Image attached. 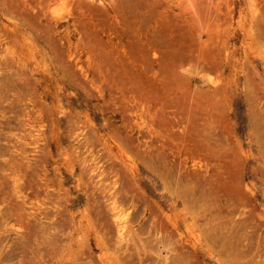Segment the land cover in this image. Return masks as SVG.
<instances>
[{
    "label": "rangeland",
    "instance_id": "obj_1",
    "mask_svg": "<svg viewBox=\"0 0 264 264\" xmlns=\"http://www.w3.org/2000/svg\"><path fill=\"white\" fill-rule=\"evenodd\" d=\"M77 1L0 0V264H174L181 253L183 264H224L204 235L215 226L223 234L234 229L241 248L258 235L260 250L264 154L249 109L259 106L264 134V0H161L158 55L130 38L137 19L115 9L120 0ZM207 6L222 13L207 14ZM198 25L217 32L206 50L222 61L220 69L192 64L189 55L203 52L195 42L208 38ZM177 52L188 56V68ZM203 103L208 108L199 111ZM245 215L252 218L247 229Z\"/></svg>",
    "mask_w": 264,
    "mask_h": 264
},
{
    "label": "bare ground",
    "instance_id": "obj_2",
    "mask_svg": "<svg viewBox=\"0 0 264 264\" xmlns=\"http://www.w3.org/2000/svg\"><path fill=\"white\" fill-rule=\"evenodd\" d=\"M70 1V0H69ZM82 1V0H81ZM101 1V0H100ZM72 2V1H71ZM76 2L78 3V1L76 0ZM86 2H87V0H86ZM91 2H92V0H91ZM186 2V4L188 3V5H189V1L187 2V1H185ZM185 2H183V4H181V6L182 5H185L184 3ZM255 2V1H254ZM253 1H252V5L254 4L255 5V3H254ZM17 3V2H16ZM95 3V2H94ZM103 3H104V1H103ZM107 3V2H106ZM105 3V4H106ZM112 3V2H111ZM162 3V1L161 0H120L119 1V3H117V4H115V3H112V4H115V9H117V11L118 12H120V10H123V9H129V11L131 12V14L133 15V18L135 17L136 19H137V24H136V26H135V30L133 31V32H131L130 33V38L135 42V43H137L138 45H140L142 48H144V50L146 51V53H149V52H151V51H153V53H154V55H158L159 54V51H161L162 50V47H163V41H165V40H163V5L161 4ZM182 3V2H181ZM257 3V2H256ZM263 3V2H262ZM92 5H93V3H91ZM95 4H97V3H95ZM104 4V5H105ZM264 4V3H263ZM262 4V5H263ZM98 5V4H97ZM96 5V6H97ZM101 5V4H100ZM104 5L102 4V7L101 8H104ZM107 5V4H106ZM202 5V4H201ZM260 5V4H259ZM19 6H21L20 4H19ZM78 6H80L79 4H78ZM108 6V5H107ZM147 6H150V13H151V21L150 20H146V19H144V10H147L148 8H147ZM187 6V5H186ZM203 6V5H202ZM205 6V5H204ZM251 6V5H250ZM264 6V5H263ZM22 7V6H21ZM20 7V8H21ZM77 7V6H76ZM99 8H100V6H98ZM106 7V6H105ZM179 7V6H178ZM217 7V6H216ZM255 7V6H254ZM261 8H263L262 10H264V7H262V6H260ZM259 7V8H260ZM100 8V9H101ZM201 8V7H200ZM205 9L206 8H208V6L207 7H204ZM252 8L253 7H251L250 9H251V11H252ZM19 9V8H18ZM78 9V8H77ZM86 9V8H85ZM106 9V8H105ZM109 9V8H108ZM198 9V8H197ZM204 9V10H205ZM208 9H212L211 7H209ZM217 10V11H219V12H216V11H214V10ZM214 10L212 9L211 11H214V12H216V13H218V15H219V13H222L220 10H218L217 8H215ZM21 10V9H20ZM185 10H187V12L189 13L190 11H188V9L186 8ZM203 10V9H202ZM201 10V11H202ZM260 11H261V13H262V10L261 9H259ZM259 10L256 12L258 15H259ZM87 11V10H86ZM92 11V10H91ZM110 11V10H109ZM174 11V10H173ZM200 11V10H199ZM19 12H21V11H19ZM76 12H77V10H76ZM78 12H80L79 10H78ZM77 12V13H78ZM94 12V11H93ZM204 12H206L207 13V9H206V11H204ZM204 12L202 13V15H204ZM210 12V11H209ZM209 12L207 13V14H209ZM86 13V12H85ZM88 13V12H87ZM86 13V14H87ZM96 13V12H95ZM100 13V12H99ZM125 13V12H124ZM149 13V14H150ZM180 13H182V14H184L185 12L182 10V12H180ZM211 13V12H210ZM21 15H22V13H20ZM82 14V13H81ZM85 14V15H86ZM91 14V13H90ZM96 14H98V12L96 13ZM115 14V13H114ZM122 14V13H121ZM130 14V13H129ZM148 14V15H149ZM194 14V13H193ZM196 14V13H195ZM194 14V15H195ZM211 14H213V13H211ZM253 14V13H252ZM256 14V15H257ZM100 15V14H99ZM113 15V14H112ZM119 15V14H118ZM174 15V14H173ZM179 15V14H178ZM187 15H189V14H187ZM190 15H192V13H190ZM197 15V14H196ZM196 15H195V17H196ZM214 15V14H213ZM218 15H216L215 17H217ZM24 16V15H23ZM108 16V15H107ZM120 16V15H119ZM176 16V15H175ZM184 16V15H183ZM208 17V15H205V16H203V17ZM220 16H223V15H220ZM219 16V17H220ZM25 17V16H24ZM86 17V16H85ZM91 17V16H90ZM99 17H101V16H99ZM102 17H104V16H102ZM106 17V16H105ZM112 17V16H111ZM114 17V16H113ZM112 17V18H113ZM169 17H171V16H169ZM184 17H186V15L184 16ZM190 18H189V20L187 21L188 22V24L189 23H193V24H195V20H193V18H191V17H194V16H189ZM218 17V18H219ZM253 17H255V16H253ZM260 17V16H259ZM26 18V17H25ZM77 18H79V17H77ZM80 18H82V17H80ZM79 18V19H80ZM92 18V17H91ZM119 18V17H118ZM176 18V17H175ZM212 18H213V16H212ZM173 19V18H172ZM178 19V18H177ZM185 19H188V17L187 18H185ZM195 19V18H194ZM207 19H210L211 20V18H210V16H209V18H207ZM225 20H226V18H224ZM223 19V20H224ZM256 19H258V18H256ZM37 20H38V18H36V22H37ZM83 20V19H82ZM116 20V19H115ZM120 20V19H119ZM169 20V19H168ZM179 20H180V18H179ZM178 20V21H179ZM209 20V21H210ZM40 21V20H39ZM38 21V22H39ZM77 21V20H76ZM128 21V20H127ZM150 21V22H149ZM204 21H206V19H204ZM94 22V21H93ZM92 22V23H93ZM176 22V21H175ZM180 22V21H179ZM222 22V21H221ZM231 22V21H230ZM229 22V23H230ZM34 23V22H33ZM82 23L83 22H81V20H79V26L81 27L82 26ZM95 23V22H94ZM102 23V22H101ZM104 23V22H103ZM203 23H205V22H203ZM255 23V22H254ZM253 23V24H254ZM262 23V22H261ZM36 24H38V23H36ZM40 24H43L42 22L40 23ZM109 24V23H108ZM175 24V23H174ZM183 24H186L185 22L183 23ZM213 24H215V23H213ZM212 24V25H213ZM253 24H252V26H253ZM260 24V23H259ZM259 24H257L256 26H258ZM85 25V24H84ZM217 25H218V28H219V25H221L220 24V22H218L217 23ZM217 25H216V27H217ZM263 25V24H262ZM39 26V25H38ZM122 26V25H121ZM261 26V25H260ZM36 27V26H35ZM106 27V26H105ZM177 27V26H176ZM195 27V26H194ZM198 27V31L201 33V34H204V32H206L207 34H208V38L207 39H203V40H198V41H196L195 42V44H197V47H196V49L198 48L199 49V51L201 50V51H203V52H201L200 54H196V55H194V54H191L192 55V57L193 56H197L196 58H192L191 57V55H189L190 56V59L191 60H193V62L194 63H192V64H196L195 62H197V63H205V64H207V66L208 67H211V68H206V65L205 66H201L200 64H199V66H200V68H202V67H204V68H206L207 69V71H209L210 72V70L212 69V68H214V69H220L222 66H223V63H222V61H220V59L219 60H217L216 58L217 57H215V55H213L214 54V52H213V50L212 49H215V46H214V48L212 47V49H210V50H212V53H209V51H207L206 50V48L208 49V48H211L210 47V45L208 44L209 42H213L214 41V39H217V38H215V34L217 33H215L214 32V29H211L210 27H208V26H206V27H204V26H200V25H198L197 26ZM224 27V26H223ZM227 27V26H226ZM232 27V26H231ZM37 28V27H36ZM44 28V27H43ZM47 28V27H46ZM83 28H85V27H83ZM107 28V27H106ZM109 28V27H108ZM116 28V27H115ZM121 28H123V26L121 27ZM175 28V27H174ZM179 28V27H178ZM190 29H194V28H192V27H189ZM189 28H187V30L189 29ZM204 28H206V29H204ZM257 28V27H256ZM40 29V28H39ZM82 29V28H81ZM195 29H196V27H195ZM257 29H259V28H257ZM41 30H45V29H41ZM48 29H46L45 30V32L47 31ZM112 30H114V29H112ZM121 30H123V29H121ZM127 30V29H126ZM225 30V29H224ZM226 30H227V28H226ZM84 31H85V29H84ZM124 31H125V29H124ZM181 31V30H180ZM195 31V30H194ZM260 31V30H259ZM42 32V31H41ZM44 32V31H43ZM190 32V31H189ZM197 32V31H196ZM225 32V31H224ZM262 32V31H261ZM52 33V32H51ZM181 33V32H180ZM229 33H230V31H229ZM258 33V32H257ZM45 34V33H44ZM44 34L42 33V35L44 36ZM194 34V33H193ZM226 34L227 33H225V37H226ZM232 33H230L229 35H231ZM262 34V33H261ZM49 35V34H48ZM47 34L45 35V36H48ZM53 35V34H52ZM186 35H188L189 36V34H186ZM221 35H223L222 33L219 35V36H221ZM228 35V36H229ZM263 35V34H262ZM44 36V37H45ZM54 36V35H53ZM87 36V35H86ZM85 36V37H86ZM114 36V35H113ZM179 36H181V35H179ZM47 38V37H46ZM50 38V37H49ZM49 38H47V40H50ZM53 38H55V36L53 37ZM113 38V37H112ZM119 38V37H118ZM166 38H167V35H166ZM185 37H182V39H184ZM187 38V37H186ZM190 38V37H189ZM262 38V37H261ZM56 39V38H55ZM114 39V38H113ZM188 39V38H187ZM193 39V38H192ZM221 39V38H220ZM219 38H218V40H220ZM223 39V38H222ZM228 39V38H227ZM102 40V39H101ZM109 40H111V39H109ZM115 40H117V39H115ZM119 40V39H118ZM167 40V39H166ZM170 40V39H169ZM178 41L180 40V38L179 39H177ZM224 40H226V39H224ZM264 40V39H263ZM51 41L52 42H54L52 39H51ZM58 41V40H57ZM56 41V42H57ZM99 41V40H98ZM103 41V40H102ZM108 41V40H107ZM129 41V40H128ZM178 41H177V43H178ZM182 41V40H181ZM181 41H179V43L181 42ZM183 41H185V40H183ZM222 41V40H221ZM227 41V40H226ZM59 42V41H58ZM119 42V41H118ZM171 42V41H170ZM189 42H193L192 40H189ZM217 42V41H216ZM215 42V43H216ZM112 43V42H111ZM176 43V44H177ZM187 43V42H186ZM53 44H55V42L53 43ZM119 44V43H118ZM172 46L174 45L172 42L170 43ZM220 44H223V43H220ZM85 45H87V44H85ZM170 45V46H171ZM193 45H194V42H193ZM207 45H209V47H207ZM211 45H212V43H211ZM218 45V44H217ZM263 45V44H262ZM56 46V45H55ZM59 46V45H58ZM57 46V47H58ZM91 46V45H90ZM169 46V47H170ZM179 45H177L176 47H178ZM195 46V45H194ZM87 47V46H86ZM139 47V46H138ZM179 47H181V46H179ZM184 47V48H183ZM222 47V46H221ZM58 48H60V47H58ZM264 48V47H263ZM91 49V48H90ZM183 49H189V51H190V49L192 50V47H190V48H185V45H183L182 44V50ZM53 50V49H52ZM54 50H56L55 48H54ZM59 50H61V49H59ZM59 50H58V52H59ZM112 50H114V49H112ZM134 50V49H133ZM167 50V49H166ZM169 50V49H168ZM180 50V49H179ZM182 50H180V51H182ZM57 51V50H56ZM87 51V50H86ZM176 51V50H175ZM186 52V51H184V52H186V53H184L185 55H188V53H190V52H194V50H192V51H190V52ZM58 52H56V53H58ZM61 52V51H60ZM169 52V51H168ZM222 52V51H221ZM134 53V52H133ZM140 53H141V51H140ZM152 53V52H151ZM165 53V52H164ZM171 53V52H170ZM178 53V52H177ZM181 53H183V51L181 52ZM173 55H174V53H172ZM176 54V53H175ZM217 54H219V51H218V53ZM153 54H152V56H154ZM185 55H183V56H185ZM57 56V55H56ZM135 56V55H134ZM182 56V57H183ZM147 57V56H146ZM180 57L179 56V53H178V55L176 56V59H178V58H180V60L179 61H181L183 58L185 59L184 61H182V63H184L185 61H186V63H185V67H187V66H189V65H186V64H188L187 63V60L186 59H188V56H186V57ZM182 58V59H181ZM138 59H143V58H138ZM157 59V58H156ZM169 59V58H168ZM223 59V58H222ZM159 60V59H158ZM161 60V59H160ZM163 60V59H162ZM173 60V59H172ZM189 60V59H188ZM210 60V63L208 62ZM144 61H146V60H144ZM154 61H156V60H154ZM153 61V62H154ZM190 61V60H189ZM173 62H175V64L177 63V61L176 60H174ZM207 62V63H206ZM145 63H147V62H145ZM171 63V62H170ZM170 63H169V65H170ZM62 64H64L63 62H62ZM150 64H152V62L150 61ZM249 64V63H248ZM144 65H148V64H144ZM143 65V66H144ZM156 65V64H155ZM161 65H163L162 63H161ZM194 65H192V67L190 66V68L192 69L193 68V66ZM198 64H196V66H197ZM203 65V64H202ZM211 65V66H210ZM160 66V65H159ZM65 67V66H64ZM147 68L148 67H150V69H151V66L150 65H148V66H146ZM166 67V66H165ZM172 67H174V66H172ZM195 67V66H194ZM198 67V66H197ZM67 68H70V67H67ZM160 68V67H159ZM162 69L164 68V67H161ZM188 68V67H187ZM196 68V67H195ZM149 69V68H148ZM172 69V68H171ZM174 69V68H173ZM177 69V68H176ZM183 69H185V68H183ZM248 69H250L249 68V66H248ZM247 69V70H248ZM65 70V69H64ZM136 70V69H135ZM140 70V69H139ZM142 70V69H141ZM165 70V69H164ZM168 70V69H167ZM170 70V69H169ZM186 70H188V69H185V71ZM199 70V69H198ZM251 70H253V69H251ZM149 71V70H148ZM172 71V70H171ZM217 71V70H216ZM219 71V70H218ZM249 71V70H248ZM137 72V71H136ZM169 72V71H168ZM174 72V71H173ZM129 73H132L131 71H129ZM145 73V72H144ZM172 73V72H171ZM170 73V74H171ZM245 73H246V71H245ZM251 73V71L249 72V74ZM253 73H255L254 71H253ZM257 73V72H256ZM166 74V73H165ZM169 74V73H168ZM173 74V73H172ZM121 74H119V76H120ZM177 75V74H176ZM250 75H252V74H250ZM122 76V75H121ZM137 76V75H136ZM181 76H183L184 77V75H181ZM252 76H255V75H252ZM178 77V76H177ZM245 77V76H244ZM251 77V76H250ZM118 78V77H117ZM116 78V79H117ZM146 78V77H145ZM185 78V77H184ZM263 78V77H262ZM116 79H114V80H116ZM128 79V78H127ZM131 79V78H130ZM187 79V78H186ZM117 80H119V79H117ZM132 80H134V78H132ZM138 80V79H137ZM137 80H135V81H137ZM217 80V79H216ZM230 80H231V78H230ZM121 81V80H120ZM158 81V80H157ZM164 81V80H163ZM171 81V80H170ZM212 81H213V79H212ZM228 81H229V79H228ZM257 81V80H256ZM122 82H123V80H122ZM167 82H169V81H167ZM216 82V81H215ZM215 82H213V83H215ZM218 82V81H217ZM217 82H216V84H217ZM220 82H223V81H220ZM258 82H261V81H258ZM120 83V82H119ZM124 83V82H123ZM127 83V82H126ZM137 83V82H136ZM139 83H140V80H139ZM139 83H138V85H139ZM156 83V82H155ZM177 83V82H176ZM219 83V82H218ZM246 83V82H245ZM247 83H248V86H250V87H252V85L255 83V81H254V77H252V78H248V81H247ZM140 84H144V83H140ZM165 84V83H164ZM169 84V83H168ZM256 84V83H255ZM264 84V83H263ZM126 85V84H125ZM128 86V85H127ZM219 86V85H218ZM246 86V85H245ZM247 86V87H248ZM256 86H258V84L256 85ZM114 87V86H113ZM141 87H143L142 85H141ZM258 87H260V86H258ZM129 88V87H128ZM170 89V86H167V89ZM173 88V87H172ZM256 88V87H255ZM114 89V88H113ZM130 89V88H129ZM136 88H134V90H135ZM260 89H261V87H260ZM137 90H140V89H137ZM161 90V89H160ZM210 90V89H209ZM219 90V89H218ZM127 91V90H126ZM204 91V90H203ZM212 92H214L215 91V93H216V91H217V89H213V90H211ZM220 91V90H219ZM219 91H217L219 94H221ZM247 91H249V90H247ZM260 91V90H259ZM259 91H257V93L259 92ZM148 92V91H147ZM157 92V91H156ZM160 92V91H159ZM262 92H264V91H262ZM186 93L188 94V92L186 91ZM205 93V92H204ZM214 93V94H215ZM261 93V92H260ZM260 93H258V94H260ZM148 95V94H147ZM153 95V94H152ZM156 95V94H155ZM192 95V94H191ZM218 95V94H217ZM246 95V94H245ZM262 95V94H261ZM132 96V95H131ZM145 96V95H144ZM143 96V97H144ZM158 96V95H157ZM252 96H254V95H252ZM257 96V95H256ZM136 97V96H135ZM154 97V96H153ZM152 97V98H153ZM156 97V96H155ZM159 97V96H158ZM163 96H161V97H159V99L160 98H162ZM202 97H204V96H202ZM217 97H219V96H217ZM222 97V96H221ZM144 98H146V96L144 97ZM143 98V99H144ZM205 98V97H204ZM223 98V97H222ZM221 98V99H222ZM250 98V100H251V96L249 97ZM254 98V97H253ZM263 98V97H262ZM149 99H150V97H149ZM193 100V99H192ZM203 100H205V99H203ZM202 100V101H203ZM247 100V99H246ZM255 100H257V99H255ZM141 101V100H140ZM196 101V100H195ZM207 101V100H206ZM258 101V100H257ZM156 102H158V101H156ZM193 102H194V100H193ZM213 102H215L214 100H212V103ZM143 103V102H142ZM155 103V102H154ZM196 104H199V103H197V102H195ZM195 103H194V105H195ZM223 103H224V101H223ZM209 104H210V102H209ZM209 104H200L199 106V108H200V110L199 111H201V110H203L204 108H208V105ZM214 104V103H213ZM217 104H219V101H218V103ZM220 104H222V103H220ZM215 105H216V103H215ZM214 105V106H215ZM249 105V104H248ZM257 104H252L251 106H250V109H249V113H250V115H251V117L250 118H252V120H253V125L256 127V131H255V133H256V136H257V139H258V141H259V143H260V146H261V150H262V153L264 154V134H263V132L260 130V128L262 127L261 126V123H260V126H259V122H258V116H259V111H258V108L257 107H259L258 105L256 106ZM225 106V105H224ZM187 107V106H186ZM197 107V106H196ZM219 107H221V108H224V107H222V105H220ZM225 109H226V107H225ZM260 109V108H259ZM186 110H188V109H186ZM198 110V109H197ZM209 111V110H208ZM186 111H184V113H185ZM212 112L213 113H215L216 111H213L212 110ZM223 112H225V111H223ZM202 113H203V111H202ZM205 113H207V111H205ZM209 113H211V112H209ZM220 113H222V112H220ZM220 113H217V115L219 116V114ZM188 114V113H187ZM186 114V115H187ZM192 114V113H191ZM200 114H201V112H200ZM225 114V113H224ZM262 114L263 113H261V116H262ZM186 115H184V116H186ZM193 115V114H192ZM206 115V114H205ZM208 115V114H207ZM214 115V114H213ZM228 115V114H227ZM198 116V115H197ZM203 116V115H202ZM205 117V116H204ZM208 117V116H207ZM227 117V116H226ZM186 118V117H185ZM191 118L192 119H194L192 116H191ZM200 118H201V116H200ZM211 118V117H210ZM196 119V118H195ZM197 120V119H196ZM218 120H220V119H218ZM187 121H189V120H187ZM260 121V120H259ZM195 122V121H194ZM197 122H199V121H197ZM207 122V121H206ZM205 122V123H206ZM221 122H222V120H221ZM262 122V121H261ZM263 123V122H262ZM195 125H197V124H195ZM210 125V124H209ZM212 125H214V124H212ZM218 125H219V123H218ZM222 125V124H221ZM252 125V126H253ZM191 126H193V125H191ZM205 126H207L206 124H205ZM216 126V125H215ZM220 126V125H219ZM263 126H264V124H263ZM208 127V126H207ZM220 128V127H219ZM194 129V128H193ZM222 129H224V127H222L221 128V130ZM211 130V129H210ZM225 130V129H224ZM223 130V131H224ZM254 130V129H253ZM212 132V131H211ZM204 135V134H203ZM211 135V134H210ZM206 136H207V134H206ZM215 137H217V136H215ZM134 139H135V137H133ZM219 138V137H218ZM126 139V138H125ZM128 139V138H127ZM197 139V138H196ZM195 139V140H196ZM211 139V138H210ZM136 140V139H135ZM194 140V139H193ZM131 141V140H130ZM136 141H138V140H136ZM135 141V142H136ZM199 141V140H198ZM197 142V141H196ZM196 142H195V144H196ZM133 144H135V143H133ZM194 144V143H193ZM210 144V143H209ZM136 145V144H135ZM137 145H139V144H137ZM199 145V144H198ZM201 145V144H200ZM142 146V145H141ZM141 146H138L139 148L141 147ZM202 147H206V145L205 146H203V144L201 145ZM200 146V147H201ZM217 146V145H216ZM135 147V146H134ZM137 147V146H136ZM138 148V149H139ZM207 148V147H206ZM141 149V148H140ZM216 149V148H215ZM259 149H260V147H259ZM195 151V150H194ZM206 151V150H205ZM232 152V151H231ZM230 152V153H231ZM157 153V152H156ZM205 154H207V153H205ZM230 155V154H229ZM230 156H232V153H231V155ZM235 156V155H234ZM264 156V155H263ZM151 157L153 158V156L151 155ZM149 158V157H148ZM215 158H217V156L215 157ZM222 160H224V159H222ZM225 161V160H224ZM147 164H149L150 166H151V168L153 169V170H157V168H155V166L151 163V160L149 161V159L148 160H146L145 161ZM197 162H199V161H197ZM226 162V161H225ZM225 164V163H224ZM144 165V164H143ZM153 165V166H152ZM159 165V164H158ZM238 165V164H237ZM145 166V165H144ZM159 168V167H158ZM160 169V168H159ZM165 172V171H164ZM228 172V171H227ZM164 174H166V172L164 173ZM164 174L163 173H161V172H159V175L161 176V177H163L164 178ZM194 174V173H193ZM198 174V173H197ZM157 175V174H156ZM158 175V176H159ZM167 175V174H166ZM234 175V174H233ZM195 176H196V174H195ZM200 177H201V175H199ZM166 177V176H165ZM184 177V176H183ZM193 177V176H192ZM163 178H162V180H163ZM196 178V177H195ZM198 178V177H197ZM202 178V177H201ZM200 178V179H201ZM186 179V178H185ZM185 179H184V181H185ZM199 179V180H200ZM198 180V181H199ZM203 180V179H202ZM188 181V180H187ZM235 181V180H234ZM171 182V181H170ZM203 183V182H202ZM191 184V183H190ZM181 186V185H180ZM186 186H188V185H186ZM174 187V186H173ZM184 187V186H183ZM222 187V186H221ZM223 188V187H222ZM224 189V188H223ZM236 189H237V191H238V193L240 194V196L242 197V199H244V200H249V194H248V192L249 191H247V189L245 188V187H243L242 185H241V183H239V184H237V186H236ZM198 189H196V191H197ZM233 190H235V189H233ZM224 191H227V190H224ZM174 192H176V191H174ZM228 193H229V191H227ZM230 192H233V191H231L230 190ZM190 193V192H189ZM197 193V192H196ZM186 194H187V192H186ZM228 195V194H227ZM236 195V194H235ZM238 195V194H237ZM180 196V195H179ZM189 196V195H188ZM224 198H225V196H224ZM228 198V197H227ZM226 198V200H229V199H231L230 197H229V199H227ZM234 198H236L235 196L233 197V199ZM236 200H238V199H236ZM224 201V200H223ZM230 201V200H229ZM232 202H233V200H231ZM240 201V203H241V200H238V202ZM149 202V201H148ZM192 202V201H191ZM228 202V201H227ZM236 202V201H235ZM190 203V202H189ZM230 203V202H229ZM229 203H227V204H229ZM244 203V202H243ZM243 203H241L242 205V208H239V209H243ZM246 203H248V202H246ZM145 204H147V203H145ZM194 204V203H193ZM232 204V203H231ZM149 205V204H148ZM225 205V204H224ZM236 204L234 203V206H235ZM247 205V204H246ZM250 205V204H249ZM147 206V205H146ZM233 206V207H234ZM255 206V205H254ZM223 207H227V206H223ZM240 207V206H239ZM252 207V206H251ZM195 208V207H194ZM218 208V207H217ZM234 208H236V207H234ZM144 209V208H143ZM154 209H156L155 207H154ZM227 208H224L223 210H226ZM148 210V209H147ZM146 210V211H147ZM193 210V209H192ZM198 210H200V209H198ZM152 211H154V210H152ZM156 211V210H155ZM153 212L154 214H156V212ZM209 211H211L210 209H209ZM213 211V210H212ZM228 211V210H227ZM234 211H236V213H237V211H238V209L237 210H234ZM245 211V210H244ZM161 212V211H160ZM193 212V211H192ZM150 213H152V212H150ZM152 213V214H153ZM161 213H163V212H161ZM231 213V212H230ZM250 214L252 213V214H254L253 213V211H251V212H249ZM249 214V215H250ZM251 214V215H252ZM159 215V214H158ZM162 215V214H161ZM214 215V214H213ZM240 215V214H239ZM248 215V216H249ZM250 215V216H251ZM260 215V214H259ZM155 216H157V215H155ZM160 216V215H159ZM228 216V215H227ZM227 216H225V217H227ZM241 216V215H240ZM245 216H247V215H245ZM244 217V219L242 220V224H243V228H246L247 229V227L250 225V223H251V220H252V218L251 217ZM255 216H257V214L255 215ZM254 216V217H255ZM151 217V216H150ZM261 217V216H260ZM154 218V217H153ZM259 218V217H258ZM159 219V218H158ZM239 221H241V220H239ZM238 221V222H239ZM147 222H149L150 223V221L148 220ZM164 222V221H163ZM234 222V221H233ZM148 223V224H149ZM161 223V222H160ZM147 224V226H146V223H145V226H146V228H147V230H148V225ZM157 224V223H156ZM153 225V224H152ZM238 225V224H237ZM144 226V225H143ZM163 227H164V225H163ZM230 227V226H229ZM151 230V229H150ZM164 230V229H163ZM220 230H221V228H220V226H215L214 227V229H212V230H209V231H206L205 232V237L209 240V241H211V248H213V250L214 251H216L215 253H217L218 255H219V259H220V261L222 262V263H224V264H264V246H262L261 247V249L260 250H257V248L255 247V245H254V242H257V236H256V239H254L255 241L254 242H252V240H250L248 243H247V246L245 247V248H241L240 246H239V244L238 243H240V242H242V241H238V237H237V234L235 233V231H234V229H232V228H229V230H228V232L227 233H225V234H223V233H221L220 232ZM252 230H256V229H252ZM258 230V229H257ZM161 231V230H160ZM259 232V231H258ZM242 233V232H241ZM249 233H251V232H249ZM247 234L248 233H246V237H247ZM261 234V233H260ZM242 235H245V234H242ZM152 236V235H151ZM250 237H253V236H251V235H249ZM153 238H155L154 236H152ZM152 237H150V238H152ZM249 237V238H250ZM259 239V238H258ZM148 240V239H147ZM208 241V242H209ZM263 242H264V240H263ZM240 244H242V243H240ZM151 245V244H150ZM242 245H244V244H242ZM258 245V244H257ZM263 245V244H262ZM184 250V249H183ZM188 252H189V250H187ZM187 251H185L186 253H188ZM190 253V252H189ZM193 253V252H192ZM162 254V253H161ZM62 257V256H61ZM184 257H185V255H184V253H181V254H178L177 255V257H176V259L174 260V264H183V260H184ZM159 258V257H158ZM197 258V257H196ZM199 258V257H198ZM148 259V258H147ZM146 259V260H147ZM151 259H152V257H151ZM67 260V259H66ZM188 261H189V259H187ZM192 260H194V258H192ZM197 260V259H196ZM149 261V260H148ZM173 261V260H172ZM195 261V260H194ZM61 262V261H60ZM198 262V261H197ZM152 263V262H151ZM60 264H69V263H67L66 261H65V259H63V261L60 263Z\"/></svg>",
    "mask_w": 264,
    "mask_h": 264
}]
</instances>
